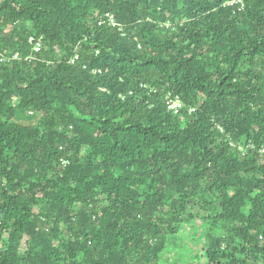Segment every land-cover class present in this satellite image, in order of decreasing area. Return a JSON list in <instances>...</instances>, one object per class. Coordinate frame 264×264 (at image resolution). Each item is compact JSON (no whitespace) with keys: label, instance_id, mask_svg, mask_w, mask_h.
<instances>
[{"label":"trees","instance_id":"1","mask_svg":"<svg viewBox=\"0 0 264 264\" xmlns=\"http://www.w3.org/2000/svg\"><path fill=\"white\" fill-rule=\"evenodd\" d=\"M233 1L0 0V264H264V0Z\"/></svg>","mask_w":264,"mask_h":264},{"label":"built area","instance_id":"2","mask_svg":"<svg viewBox=\"0 0 264 264\" xmlns=\"http://www.w3.org/2000/svg\"><path fill=\"white\" fill-rule=\"evenodd\" d=\"M237 2H241L242 3L243 0H235L230 5L236 4ZM30 41L33 42L34 41V38L31 37ZM42 46H43V43L41 41H37L35 43V45H34V50L36 52H39L42 49ZM18 57H19V54L16 53L13 56V59H17ZM76 58H77V56L74 59H72V62H75V59ZM5 60H8L9 61L10 58L6 57ZM167 105H168V109L171 110V111H173L174 113H178L183 108V106H184V104H183V102L181 100H179V99H172V98L168 100ZM194 110H195L194 108H191L190 109V112H193Z\"/></svg>","mask_w":264,"mask_h":264}]
</instances>
